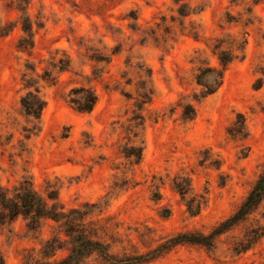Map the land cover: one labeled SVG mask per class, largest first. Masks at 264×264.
<instances>
[{
  "label": "rangeland",
  "instance_id": "rangeland-1",
  "mask_svg": "<svg viewBox=\"0 0 264 264\" xmlns=\"http://www.w3.org/2000/svg\"><path fill=\"white\" fill-rule=\"evenodd\" d=\"M220 55L232 61L205 96L198 76L221 69ZM82 88L97 97L90 113L70 103ZM30 93L45 102L39 121L21 106ZM263 168L264 0H0V187L10 194L24 183L87 213L88 236L123 258L208 235ZM26 222L0 224V264L41 261L52 238L50 259L67 255L63 224ZM81 264L113 263L92 254ZM141 264H264V198L213 246L179 244Z\"/></svg>",
  "mask_w": 264,
  "mask_h": 264
},
{
  "label": "trees",
  "instance_id": "trees-1",
  "mask_svg": "<svg viewBox=\"0 0 264 264\" xmlns=\"http://www.w3.org/2000/svg\"><path fill=\"white\" fill-rule=\"evenodd\" d=\"M23 31L26 34H30V27L23 26ZM218 60L221 69L210 68L206 72H201L198 76L197 81L204 88L205 96L213 94L222 84L224 71L232 61V59L223 55H220ZM199 79L201 81L204 80L205 83H200ZM78 92L82 95L74 99L71 98L70 103L78 112L90 113L96 104V95L85 88L74 91V95L78 94ZM21 106L27 117L39 121L45 107V102L30 93L21 99ZM193 116L194 114L189 115L187 111L184 112L186 119H190ZM239 117L242 119V116ZM235 125L237 128L243 130L244 121H238ZM228 132L232 135L231 131ZM135 156L139 160L140 152ZM173 188L182 198L189 192V188L181 183L179 178L173 181ZM263 198L264 168L236 212L208 235L196 237L189 234H180L168 239L164 244L146 255L123 258H115L103 243L93 240L88 236L83 224L87 213L81 210H70L66 212L62 208L59 209L56 207L55 203L49 205L47 200L38 196L30 186H26L24 183L20 184L12 194L7 189L0 187V224L12 222L21 216L27 221L26 226L30 230L39 227L41 220H51L64 225V233L70 240L68 253L64 258L60 260L50 259L56 251L54 250L53 244L57 242L55 238H52L47 240L42 246L41 254L43 255V260L32 263L24 262L23 264H81L86 257L92 254H97L113 264H141L161 256L179 244L199 245L204 248L213 246L214 240L218 235L229 230V228L239 221H242L261 203ZM48 200L53 202L56 200V197L49 195ZM200 206V203L197 204L195 201L191 203L189 201L186 202L187 212L192 217L199 214Z\"/></svg>",
  "mask_w": 264,
  "mask_h": 264
}]
</instances>
